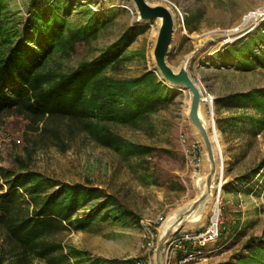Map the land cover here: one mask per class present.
Returning <instances> with one entry per match:
<instances>
[{
  "label": "rangeland",
  "instance_id": "1",
  "mask_svg": "<svg viewBox=\"0 0 264 264\" xmlns=\"http://www.w3.org/2000/svg\"><path fill=\"white\" fill-rule=\"evenodd\" d=\"M70 1L74 23L86 21L88 11L110 12L112 17L95 40L79 44L67 59L55 57L59 67L65 71L74 69L125 37L124 50L120 52L123 64L108 74L116 79H130L153 70L171 91L163 108L146 123L136 127L107 123L122 140L149 147L151 153L141 157L120 155L84 133L65 140L61 149L30 131L27 120L11 115L0 122V166L17 168L15 159L21 158L28 162L30 170L44 176L101 190L129 213L123 219L110 216L86 229H68L53 237L82 251L83 264L96 259L117 264H240L250 245L264 246V238L248 243L264 231V116L238 96L264 88V67L239 70L225 56L236 41L252 37L264 28V17L243 26L249 29L241 38L212 50L209 56L206 53L240 20L263 8L264 0H147L173 11L174 30L167 62L177 71L181 63L190 59L189 76L201 87L203 97L210 98L213 125L224 145L227 181L221 196L216 190L211 192L216 208L206 203L197 211L202 219L183 221L179 230H204L216 210L219 235L199 257L184 263L178 262L170 245L175 235L159 249L160 228L172 213L178 216L199 197L209 162L188 115L190 92L172 87L155 70L153 49L160 23L157 19L137 20L136 8L128 0ZM32 3L10 0V8L27 16ZM200 108L206 118L209 104L203 101ZM90 211L80 210L79 214L86 216Z\"/></svg>",
  "mask_w": 264,
  "mask_h": 264
},
{
  "label": "trees",
  "instance_id": "2",
  "mask_svg": "<svg viewBox=\"0 0 264 264\" xmlns=\"http://www.w3.org/2000/svg\"><path fill=\"white\" fill-rule=\"evenodd\" d=\"M30 1L35 4L37 0ZM33 3L24 16L13 12L18 10L10 8V0H0V122L7 116H21L30 131L61 149L65 140L84 133L120 155L150 154L149 147L122 140L107 123L132 127L146 123L168 101L169 88L153 70L130 79L108 74L123 64L120 52L125 37L100 56L65 71L54 58L67 59L79 44L95 40L112 15L88 11L86 21L74 23L70 0ZM228 52L225 57L236 69L264 67V28L236 41ZM238 99L250 102L264 116V88ZM15 161L17 168L0 166V264H83L82 251L53 237L129 214L97 188L63 183L30 170L21 158ZM80 210L91 211L82 216ZM263 238L264 231L248 243ZM87 264L117 262L96 259ZM240 264H264V246L250 245Z\"/></svg>",
  "mask_w": 264,
  "mask_h": 264
},
{
  "label": "water",
  "instance_id": "3",
  "mask_svg": "<svg viewBox=\"0 0 264 264\" xmlns=\"http://www.w3.org/2000/svg\"><path fill=\"white\" fill-rule=\"evenodd\" d=\"M128 1L132 2L136 8L137 20L151 21L157 19L159 21L160 25L153 49L155 70L161 74L162 78L167 81V83L171 85H181L190 92L188 115L198 137L202 140L209 162V172L204 177L203 187L200 190L199 197L191 203L188 209L178 214L177 217L170 221L168 228L160 236V249L172 236L179 232L183 221H189L192 215H197V213H199L197 212L198 209L210 200L212 195L211 189L217 170L216 150L210 136L209 127L201 117L200 107L203 102V93L189 76L188 67L190 59L181 63L177 71L173 70L167 62V55L169 53L174 30V16L170 8L161 4L152 5L147 0Z\"/></svg>",
  "mask_w": 264,
  "mask_h": 264
},
{
  "label": "bare ground",
  "instance_id": "4",
  "mask_svg": "<svg viewBox=\"0 0 264 264\" xmlns=\"http://www.w3.org/2000/svg\"><path fill=\"white\" fill-rule=\"evenodd\" d=\"M121 1H127V0H121ZM171 13L174 16L173 11L170 9ZM264 17V7L261 9H258L256 12L251 13L250 15L244 17L242 20H240L238 22V26L234 29L229 30L225 36L216 42V44H214L213 46H211L208 50V52L206 53L207 56H209L210 52L214 49H217L223 45H226L228 43H232L235 40L241 38L247 31L248 29H243V26H245L249 21H256L258 20L257 17ZM137 18V16H136ZM135 18V19H136ZM257 18V19H256ZM256 23V22H254ZM256 25V24H255ZM218 35V34H216ZM215 36V35H214ZM171 85V84H170ZM172 87L175 88H179L181 90H184V88L181 85H171ZM197 87L201 90V87L197 85ZM203 91V90H201ZM188 95V94H187ZM203 96V95H202ZM188 99L190 98V96H187ZM202 101H206L209 106H210V112L209 115L205 118L202 116L203 120L205 121V123L207 124V126L209 127L210 130V136L211 139L213 140V144L216 150V161H217V170H216V174H215V178H214V182H213V186L211 189L212 190H216L218 192V195L221 196L222 194V186L223 184L227 181V173H226V164H225V159H224V145L222 143V139L220 137V134L218 132V130L216 129V127L214 126L213 128V120H212V103L209 97H203ZM190 104V102H189ZM188 104V105H189ZM188 109V106L186 107V110ZM199 182V184H198ZM197 182L198 185H200V182H202V179ZM208 204H210L211 207H215L216 208V202L213 201L212 199L209 200V202H207ZM216 210H215V217H216ZM177 216V214L172 213L162 224L160 231L162 232V234L166 231V229L168 228V224L170 223V221L175 218ZM202 214H198L197 215H192L191 218L189 219L192 222H197L200 221L202 219Z\"/></svg>",
  "mask_w": 264,
  "mask_h": 264
},
{
  "label": "built area",
  "instance_id": "5",
  "mask_svg": "<svg viewBox=\"0 0 264 264\" xmlns=\"http://www.w3.org/2000/svg\"><path fill=\"white\" fill-rule=\"evenodd\" d=\"M219 235L218 218L214 217L204 230H182L170 241L179 263L193 260L204 252L205 247Z\"/></svg>",
  "mask_w": 264,
  "mask_h": 264
}]
</instances>
